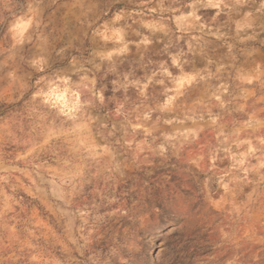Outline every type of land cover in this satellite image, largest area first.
<instances>
[{"label":"clouds","instance_id":"1","mask_svg":"<svg viewBox=\"0 0 264 264\" xmlns=\"http://www.w3.org/2000/svg\"><path fill=\"white\" fill-rule=\"evenodd\" d=\"M0 264H264V0H0Z\"/></svg>","mask_w":264,"mask_h":264}]
</instances>
